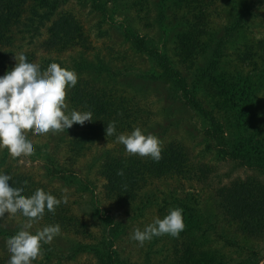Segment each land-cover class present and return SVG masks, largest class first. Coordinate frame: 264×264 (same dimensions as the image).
I'll return each instance as SVG.
<instances>
[{
	"label": "rangeland",
	"instance_id": "obj_1",
	"mask_svg": "<svg viewBox=\"0 0 264 264\" xmlns=\"http://www.w3.org/2000/svg\"><path fill=\"white\" fill-rule=\"evenodd\" d=\"M53 1L57 8L41 25L26 13L30 1L23 2L21 16L28 31L19 30L13 36L14 44H0V76L15 66L14 57L21 53L42 70L52 60H60L69 69L77 58L95 65L101 62L100 71L74 68L78 82L67 90L68 111H81L72 107L71 92L83 86L133 104L141 116L113 136L107 137L104 131L93 137L78 154L72 143L81 139L87 121L58 134L28 132L35 148L31 157L14 159L7 149H0V173L31 178L37 189L57 199L67 197V203L59 205L62 210L54 214L63 221L60 234L45 244L47 251L43 247L32 264H99L91 251H79L69 258L64 254L75 244L100 247L103 239L112 240L110 250L125 264H262L264 175L204 150L206 123L181 103L155 62L132 47L123 31L141 36L150 48L165 52L181 74L191 76L192 66L200 63L208 46L230 25L234 13L245 12L242 27L234 31L212 78L219 86V95L211 97L201 87L196 91L208 109L219 102L220 109L213 107L212 113L225 128L229 126L232 155L241 151L264 158V0H98L103 8L100 12L89 9L88 3L80 6L75 0ZM61 16H71L77 22L80 39L71 47L46 49L48 28ZM189 38L202 56H181L178 41ZM185 60L192 66L187 67ZM246 103L248 108H244ZM136 127L156 135L163 147L175 144L184 154L185 170L192 165L195 174L149 178L132 201L120 202L109 191L110 181L101 165L105 160L116 162L111 174L116 180L118 170L123 169L124 177L132 176L138 170L132 171L136 162L150 159L129 155L116 139ZM254 196H260L261 201H254ZM175 207L183 209L186 225L178 238L166 234L143 246L131 239L135 229L143 230ZM49 213L47 210L44 215ZM106 217L117 223L113 237L109 236L112 224ZM25 222L20 213L0 218L1 259L9 261L5 241ZM55 224L42 218L33 223L32 232Z\"/></svg>",
	"mask_w": 264,
	"mask_h": 264
},
{
	"label": "trees",
	"instance_id": "obj_2",
	"mask_svg": "<svg viewBox=\"0 0 264 264\" xmlns=\"http://www.w3.org/2000/svg\"><path fill=\"white\" fill-rule=\"evenodd\" d=\"M24 1L27 0H0V44H3L4 41L7 44H14L13 36L18 33L19 30L28 31V24L27 22H23L21 16L22 12L25 11L23 6ZM29 1L30 4L26 13L30 17H35L39 25H41L45 19H49V16H52L57 8V4L53 0ZM75 2L80 6L87 5L88 3L89 9L99 12L103 11L102 4L99 3L98 0H75ZM39 7H41V11H38ZM244 14L245 12L240 11L234 13L230 25L223 29L214 44L208 46V52L204 53L203 58L200 59L201 61L198 65L193 67L189 60H185L187 67L192 66V68H194V74L191 76L181 74V72L170 62L169 57L165 52L150 48L141 36L135 35L129 31H123V35L129 40L132 47L140 52L146 53V55L155 62L159 68L160 75L168 79L171 88L175 90L181 103L197 113L206 123L202 131L205 151H213L216 156L221 158V160L230 158L236 162V165L253 167L257 169L259 173L264 175V158H257L250 155L247 156L241 151L235 156L232 155L229 146V143L232 141L228 133L229 126L228 129L227 127L225 128V126H223V124L212 113L213 107L216 109L219 102H214V104L208 109L203 102V98H199L196 91L197 88L201 87L206 94H211V97L219 95V86L212 82V78L220 67V59L224 56V51L227 44L231 41L234 31L242 27ZM30 17H27V20L30 19ZM21 25L23 26V29H19ZM34 29L35 27L32 28V31ZM79 39L80 26L77 22L74 21L71 16H61L55 18L49 26L44 41V47L49 50L71 47L72 44ZM191 39L192 38H189V41L182 39L178 41L177 45L181 56L184 59H189L198 54L199 56H202L201 50L196 53V45L191 43ZM52 62L59 63L62 67H66L60 60H52ZM100 64L95 65L83 58H77V60H72L71 66L72 69L76 67L85 71H93V69L100 71L102 66ZM208 78L210 80H208ZM231 91L233 92V90ZM71 98L72 107H75L82 112L91 111L93 113V121H87L88 126L85 131L81 133V139L72 143V146L77 150V154L81 153V150L86 147L85 144L88 145L93 137L100 136L101 134L103 135L106 126L110 121H116V131L118 132L122 131L126 126H130V123H134L138 119V116H141L138 115V109H133V104L130 105L128 102L121 99L115 100L112 96H109L107 92H101L100 89L78 86L71 92ZM247 106L248 103L244 105V108ZM255 108H259V106H256ZM217 109H220L219 106ZM245 112L248 113V110ZM120 113H122V115H120ZM254 121L255 120L253 119V122ZM229 125H232V122H230ZM86 134L89 136L86 137ZM184 163V154L180 152V148L175 144H168L163 147L162 159L159 162H155L151 158L146 161L136 162L133 165L132 171H135L138 168L137 172L129 177L122 176L124 180H122L120 176L114 180V175L111 176L112 169L116 168V162H108L105 160L101 165V168L103 170L102 173L105 174L110 181L109 191L116 194L119 201L122 202L124 200L132 201L137 195L138 189L141 188L140 186H143L146 183L145 181L149 178L169 175H171L169 177H172V174L174 173H176V176H179L182 173L188 174L189 176L195 174L192 165H190L189 170H185ZM123 166L124 165H122V168ZM120 167L121 164H118V169ZM11 177L12 179L9 181V184L13 187L23 188L24 195H31L37 189L31 178L21 177L20 175H12ZM24 181H27L28 183L25 185ZM253 200L260 202L261 197L254 196ZM225 205L227 206L226 209H228L229 205L227 203ZM61 210V206H57L56 211ZM46 211L47 209L45 210V213ZM56 211L54 214H56ZM54 214L52 212L45 214L43 219H47L48 223H56L62 226V218L59 220L56 217L55 219ZM106 222L112 224L109 226V236L113 237L117 223L112 221L109 217H106ZM111 241V239H103V241L100 242V247L97 248L88 244H75L71 247L68 253L64 254V257L69 258L76 252L87 250L93 253L99 264H125L118 259L116 253H113V251L110 250L112 245ZM43 247L44 250L47 251V248L45 249L46 246L43 245ZM0 264H8V261L0 258ZM262 264H264V260Z\"/></svg>",
	"mask_w": 264,
	"mask_h": 264
},
{
	"label": "clouds",
	"instance_id": "obj_3",
	"mask_svg": "<svg viewBox=\"0 0 264 264\" xmlns=\"http://www.w3.org/2000/svg\"><path fill=\"white\" fill-rule=\"evenodd\" d=\"M14 59L15 66L0 76V149H7L14 159L31 157L35 155V148L27 138L28 132L58 134L73 124L93 121L91 111H68L67 90L78 82L74 69L52 62L42 70L23 53L15 55ZM105 132L107 137L116 133L115 120L107 124ZM116 139L129 155L150 157L155 162L162 159L163 141L152 133L145 134L140 127L130 133H120ZM117 175L123 176V169L118 170ZM11 179V175L0 173V218L20 213L26 222L5 241L10 254L8 264H32L42 254L43 245L50 244L61 232V226L55 224L33 233V223L43 218L46 209L54 214L57 206L67 203V197L57 199L41 188L24 195L23 188L9 184ZM27 183L24 181L25 185ZM185 226L183 209L175 207L143 230L135 229L131 239L143 246L154 237L166 234L178 238Z\"/></svg>",
	"mask_w": 264,
	"mask_h": 264
}]
</instances>
